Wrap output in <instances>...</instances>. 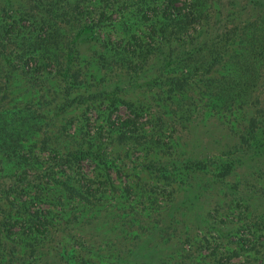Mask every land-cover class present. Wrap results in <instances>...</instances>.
<instances>
[{
    "label": "rangeland",
    "instance_id": "1",
    "mask_svg": "<svg viewBox=\"0 0 264 264\" xmlns=\"http://www.w3.org/2000/svg\"><path fill=\"white\" fill-rule=\"evenodd\" d=\"M166 2L0 0V264H264V0Z\"/></svg>",
    "mask_w": 264,
    "mask_h": 264
},
{
    "label": "trees",
    "instance_id": "2",
    "mask_svg": "<svg viewBox=\"0 0 264 264\" xmlns=\"http://www.w3.org/2000/svg\"><path fill=\"white\" fill-rule=\"evenodd\" d=\"M165 7L163 9V13L161 16L164 18L166 22H173L174 24L179 25V28H189L192 26L193 22V14L194 9L193 7L195 5H192L194 3H190L189 6H187V3H184V7L177 4V0H166ZM197 7V6H195ZM189 10H187V9ZM199 8H197L198 10ZM199 11V10H198ZM157 32V31H155ZM164 36L167 35V31L163 29ZM157 34V33H156ZM247 53L246 57H252L254 59H257V61L264 60V34L259 37L258 35L252 36L251 43L247 46ZM244 56V57H245ZM264 67V64L261 68ZM253 78H257V75H254ZM259 97V96H258ZM259 101H262L264 99V96L259 97Z\"/></svg>",
    "mask_w": 264,
    "mask_h": 264
}]
</instances>
